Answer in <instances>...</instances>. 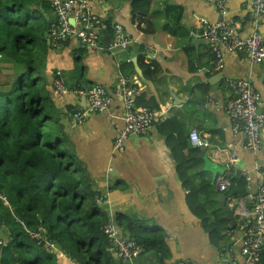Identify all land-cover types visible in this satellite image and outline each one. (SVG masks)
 Segmentation results:
<instances>
[{"label":"crops","instance_id":"obj_1","mask_svg":"<svg viewBox=\"0 0 264 264\" xmlns=\"http://www.w3.org/2000/svg\"><path fill=\"white\" fill-rule=\"evenodd\" d=\"M40 1L49 7V10L41 8L42 15L53 24L57 16L51 0ZM91 2L109 33L115 25L123 27L132 40L130 49L110 54L102 41L98 50L71 41L50 49L38 74L65 126L77 167L96 193L107 199L101 208L108 221L117 223V216L124 215L141 222L144 229L159 231L162 244L129 264L179 260L193 264H245L241 238L254 221L252 196L264 186V134L260 151L245 149L246 137L235 131V122L225 109L232 94L223 79L251 82L264 107V61L252 64L245 53L228 54L223 68L217 72L215 58L201 37L204 29L201 19L210 23L230 22L242 36L248 37L256 32L264 34V18L259 21L253 18L251 0H228L225 15L206 0ZM1 60L0 66L11 74L12 63ZM221 73L223 78L219 76ZM120 77L128 78L134 85L138 109L168 108L161 123L145 136L131 137L124 151L115 147L124 129L121 97H115L106 112L93 113L89 112L86 96L80 93L96 85L113 91ZM57 78L66 88L78 92L60 95L55 89ZM202 88L208 89V93ZM77 110L87 112L81 124L70 115ZM194 131L208 140L210 148L195 147L191 140ZM176 135L187 139L183 146L185 154L189 148L200 152L191 178L205 216L200 209V213L192 210L189 202L193 198L178 176V164L167 144L168 139L175 141ZM233 154L237 156L235 165L231 164ZM231 170L247 178L250 191L241 200L226 197V205L236 218L234 229L218 201L224 192L217 183L220 176ZM201 216L212 222L216 218L228 222L221 237L210 235ZM119 228L122 236L132 239L127 230ZM112 250L115 251L113 245Z\"/></svg>","mask_w":264,"mask_h":264},{"label":"trees","instance_id":"obj_2","mask_svg":"<svg viewBox=\"0 0 264 264\" xmlns=\"http://www.w3.org/2000/svg\"><path fill=\"white\" fill-rule=\"evenodd\" d=\"M41 8L49 10L40 0H0L1 61L13 65L11 74L0 66V264H64L59 252L73 264H129L112 250L104 233L108 218L93 204L98 193L77 167L65 126L38 74L54 48ZM185 143L181 135L167 140L193 198L190 207L205 216L191 178L200 152L189 148L185 154ZM226 177L225 197L249 196L242 173L230 171ZM203 220L213 238L228 224L224 218ZM116 221L144 253L162 244L157 229H144L124 215ZM263 258L264 251L262 264Z\"/></svg>","mask_w":264,"mask_h":264},{"label":"built area","instance_id":"obj_3","mask_svg":"<svg viewBox=\"0 0 264 264\" xmlns=\"http://www.w3.org/2000/svg\"><path fill=\"white\" fill-rule=\"evenodd\" d=\"M215 5L220 14L225 15L228 0H206ZM252 15L256 21L264 18V0H251ZM51 7L56 13L57 20L50 26V37L54 48H60V44L70 39L77 41L81 46L91 49H101L103 36L109 33L106 22L93 11L91 0H51ZM203 25L202 38L207 42L210 52L215 58V69L220 72L223 68L225 57L233 53H245L252 64L264 61V34L254 33L244 37L230 22L221 21L210 23L201 19ZM132 43L129 35L120 25H115L112 31V39L108 46V52L115 54L117 51L130 49ZM146 52L150 51L146 49ZM1 58V56H0ZM60 73L57 74L59 76ZM225 86L230 90L232 97L226 103V112L235 122V131L245 135V149L260 151L263 147L261 136L264 134V107L260 94L251 82L235 80L225 77ZM128 78L120 77L118 85L113 91L103 86H93L80 92L87 98L89 112L102 113L109 110L115 97H121L124 104V129L119 133L115 147L118 151H124L127 141L131 137L145 136L151 128L158 125L164 119L167 109L151 111L148 108L138 109L134 96L137 91ZM55 89L60 95H69L78 91L66 88L62 80L57 78ZM74 122L83 123L87 118V112L80 110L71 114ZM191 140L196 148L208 149V140L200 138L196 131L191 134ZM237 163L235 154L231 157V164ZM232 171V170H231ZM221 192L229 187L227 177L220 176L217 179ZM1 197V196H0ZM228 200V199H227ZM253 200V224L247 226L241 238V253L245 257V264H262L261 258L264 251V186L252 196ZM107 199L103 194H97L94 198L95 205L102 207ZM119 226L114 220H109L104 226V233L113 245L118 257L123 263H128L144 254V248L135 240L122 236ZM58 256L64 260V264H73L67 256L59 252ZM164 264H193L189 260H179Z\"/></svg>","mask_w":264,"mask_h":264},{"label":"water","instance_id":"obj_4","mask_svg":"<svg viewBox=\"0 0 264 264\" xmlns=\"http://www.w3.org/2000/svg\"><path fill=\"white\" fill-rule=\"evenodd\" d=\"M48 29H50V24L48 25ZM112 39V34H106L105 37L102 38V42H103V45H104V49L105 50H108V46L110 44V41ZM219 76L221 78H223V75L222 73L219 74ZM202 154H205L204 152H202ZM218 201L221 205V208L225 211L226 213V218L228 221H230L232 223V229L235 228V225H236V218H235V215H234V212L232 210V208L228 207L226 205L227 203V198L224 196L223 193H221L218 197ZM43 232V231H42ZM44 233V232H43Z\"/></svg>","mask_w":264,"mask_h":264},{"label":"clouds","instance_id":"obj_5","mask_svg":"<svg viewBox=\"0 0 264 264\" xmlns=\"http://www.w3.org/2000/svg\"><path fill=\"white\" fill-rule=\"evenodd\" d=\"M52 10H53V9H52ZM50 26H51V24H50ZM49 30H50V29H48V31H49ZM108 34H112V32H111V33H108ZM0 56H1V58H2V55H1V54H0ZM92 87H93V86H92ZM90 88H91V87H90ZM90 88H89V89H90ZM86 90H88V89H86ZM86 90H85V91H86ZM93 202H94V199H93ZM94 204H95V203H94Z\"/></svg>","mask_w":264,"mask_h":264},{"label":"rangeland","instance_id":"obj_6","mask_svg":"<svg viewBox=\"0 0 264 264\" xmlns=\"http://www.w3.org/2000/svg\"><path fill=\"white\" fill-rule=\"evenodd\" d=\"M69 264V263H68Z\"/></svg>","mask_w":264,"mask_h":264}]
</instances>
